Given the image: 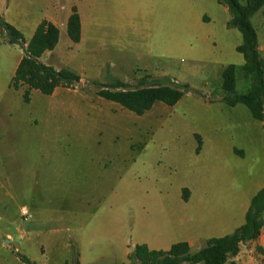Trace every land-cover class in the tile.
Here are the masks:
<instances>
[{
    "label": "rangeland",
    "instance_id": "rangeland-1",
    "mask_svg": "<svg viewBox=\"0 0 264 264\" xmlns=\"http://www.w3.org/2000/svg\"><path fill=\"white\" fill-rule=\"evenodd\" d=\"M23 3L1 0L0 18L5 21L3 14L23 9ZM223 7L220 3L218 11L214 10L208 27L180 30L182 9L173 6L169 37L146 30L124 37L132 51V57L129 50L126 53L129 65L108 69L134 77L125 88L137 87V79L144 75L187 84L174 105L156 101L138 115L98 96L92 79L59 87L56 98L63 107L93 108L94 121L83 126L81 117L74 116V121L60 112L53 116L57 106L51 105L50 95L32 89L25 103L21 89L9 86L21 47L0 31V264H16L13 252L25 254L33 264H59L58 258L69 251L74 261L77 249L70 243L73 239L67 226L75 219L86 220L96 208L102 210L99 215L117 214L124 232L118 246L100 245L104 247L100 258L89 259L97 253L84 252L88 258L81 264H129L128 248L136 233L147 234L152 211L159 203L150 190L178 189L187 174L181 166L186 159L178 150L194 146L193 133L210 141L217 131L235 144L252 135L250 145L244 146L248 152L244 165L251 167L252 179L263 176L264 128L260 122L241 103L230 107L222 101H208L218 97L222 69L230 63L237 67V91L249 88V79L240 68L243 56L235 49L241 34L227 26L230 14ZM177 19L179 24L173 28ZM250 21L264 58V6ZM73 93L79 94L74 98ZM54 120L60 121V130ZM174 155L178 160L171 158ZM192 158L196 170L212 162L204 154ZM22 205L26 215L20 214ZM111 206L114 212L109 211ZM56 228L62 231L53 236ZM6 233L12 234L11 241H6ZM253 257L251 264H260Z\"/></svg>",
    "mask_w": 264,
    "mask_h": 264
},
{
    "label": "crops",
    "instance_id": "crops-1",
    "mask_svg": "<svg viewBox=\"0 0 264 264\" xmlns=\"http://www.w3.org/2000/svg\"><path fill=\"white\" fill-rule=\"evenodd\" d=\"M219 4L217 0H24L23 9L18 8L11 14L4 13L3 17L21 32L25 41L29 40L36 26L42 21H48L57 27L58 41L53 49L41 54L39 60L42 63L55 69L70 68L80 75V80L89 78L103 83H111L115 80L128 83L134 77L108 71L118 64L125 67L129 65L130 59L128 60L126 53L129 50L132 57V51L128 49V44L124 43L126 42L124 37L133 35L139 30L169 37L172 30V9L173 6L179 5L182 9L181 23L179 24L177 19L173 28L178 24L180 30L208 27L213 19L214 10L218 11ZM27 5L33 6L34 9L26 8ZM73 8L78 13L80 22V38L77 42H73L67 34V20ZM223 8L227 10L225 5ZM0 31L5 32L1 27ZM259 51H261L260 47ZM22 55L23 49L20 48L12 66V76ZM59 87L49 94L51 105L57 106L53 110V116L60 112L62 117H81L80 126L94 121L91 106L80 107L70 104L68 107H63L60 99L56 98ZM73 94L75 98L79 93ZM222 96L220 83L218 97L208 101L221 102ZM251 118L254 119L252 116ZM73 120L75 121V118ZM54 123L58 124L60 130V121L54 120ZM260 126H262L261 122ZM195 134L200 138L198 151L196 138H194V146L178 150L186 159L181 163V166L187 169L186 178H183L176 190H150V195L159 197V203L155 211H152L147 234L136 233L132 246L145 244L149 249L165 250L173 243L183 241L189 245L191 251H196L204 245L206 239L229 234L244 222L245 212L252 196L264 186V174L254 181L251 167L244 165L248 158L244 146L250 145L252 135L247 139L243 137L240 144H235L217 131L213 132L210 141L204 140L198 133H193L194 137ZM202 154L212 157V162L196 170L192 156L200 158ZM171 158L174 161L178 160L175 155ZM182 188L187 189L186 199L182 197ZM113 209L114 207L111 206L109 211ZM101 211L100 208H96L87 214L86 220L78 222L75 219V222L67 226L69 238L73 239V243H70L75 244L77 249L74 261H78L79 264L88 258L85 257L84 252L97 253L89 259L100 258L99 256L104 254L102 253L104 247L100 246L102 243H106L107 246L115 244L118 246V239L122 237L123 221L118 220L117 214L99 215ZM52 231L51 234L54 236L62 230L56 228ZM5 235L6 241L12 240V234ZM246 246L248 248L244 249ZM131 247L128 248V252ZM70 254L68 251L67 255L59 257L58 263L72 264L74 261ZM12 256L16 264L19 262L27 264L14 252ZM253 256L260 264H264V225L258 238L241 244L239 252L228 258L225 264H251ZM26 257L32 261L31 258Z\"/></svg>",
    "mask_w": 264,
    "mask_h": 264
},
{
    "label": "trees",
    "instance_id": "trees-1",
    "mask_svg": "<svg viewBox=\"0 0 264 264\" xmlns=\"http://www.w3.org/2000/svg\"><path fill=\"white\" fill-rule=\"evenodd\" d=\"M226 6L230 17L228 27L236 28L241 34V42L235 49L243 56L240 66L242 73L249 79L246 92L237 91L236 65L227 64L221 72L220 101L228 106L237 103L245 105L251 116L262 123L264 128V58L261 57L258 36L251 24V16L264 6V0H217ZM0 27L9 36L10 43H16L23 49L10 87L21 89L23 102H29L31 90L36 89L49 95L56 87H72L79 82L80 75L70 68L55 69L39 60L46 50L54 48L58 41V29L48 21L40 22L29 40L25 41L21 32L13 25L0 18ZM67 34L73 42L79 41V15L73 8L67 20ZM98 86L96 94L101 98L118 103L122 107L141 115L150 109L154 102L161 101L167 105L175 104L183 95L187 84H178L172 80H159L149 75L137 79L138 86L125 88L126 83L115 80L111 83L91 81ZM196 150L200 148V138L195 134ZM183 199L187 198V189L182 188ZM264 225V186L251 198L245 212L244 222L233 232L220 237L206 239L203 246L191 251L186 242L173 243L168 249H149L145 244H134L128 252L129 264H225L228 258L235 256L241 244L258 238ZM15 254L23 261L33 264L25 255ZM72 264H79L74 261Z\"/></svg>",
    "mask_w": 264,
    "mask_h": 264
},
{
    "label": "built area",
    "instance_id": "built-area-1",
    "mask_svg": "<svg viewBox=\"0 0 264 264\" xmlns=\"http://www.w3.org/2000/svg\"><path fill=\"white\" fill-rule=\"evenodd\" d=\"M20 214L21 215H26L27 214V210H26V208L24 206L20 207Z\"/></svg>",
    "mask_w": 264,
    "mask_h": 264
},
{
    "label": "water",
    "instance_id": "water-1",
    "mask_svg": "<svg viewBox=\"0 0 264 264\" xmlns=\"http://www.w3.org/2000/svg\"><path fill=\"white\" fill-rule=\"evenodd\" d=\"M6 240H7V238H6ZM131 249H132V247H131Z\"/></svg>",
    "mask_w": 264,
    "mask_h": 264
}]
</instances>
